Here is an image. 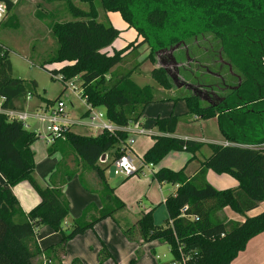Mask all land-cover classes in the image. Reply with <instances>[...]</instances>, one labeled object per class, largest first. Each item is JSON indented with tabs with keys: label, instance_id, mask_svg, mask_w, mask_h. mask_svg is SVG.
I'll return each instance as SVG.
<instances>
[{
	"label": "trees",
	"instance_id": "16d2710c",
	"mask_svg": "<svg viewBox=\"0 0 264 264\" xmlns=\"http://www.w3.org/2000/svg\"><path fill=\"white\" fill-rule=\"evenodd\" d=\"M1 1L6 3L8 13L13 3ZM81 1L89 4V10L70 4L74 19L53 23L51 31L57 38L58 49L43 67L62 63L49 71L53 78L60 77L65 83L63 91L67 89V81L78 77L89 111L103 107L108 121L120 129L89 136L77 134L69 126L50 145L48 153L61 152L64 158L73 154L85 169L94 171L102 185V207L88 205L66 232L63 224L70 203L64 186L76 169L61 171L62 162L50 177L52 186L42 187L35 177L32 150V144L38 139L35 132L0 112V172L6 181L0 183V264H34L33 259L43 252L36 237L44 226L61 233V241L50 249L64 254L69 240L93 229L106 218H114L126 208L105 176L110 165L122 155V145L129 137L123 127L139 124L151 103L171 98H158L151 85L140 86L132 79V74L143 63L138 58L132 69L121 71L119 67L129 54L138 57V50L145 44L150 46L148 57L155 60L157 48L170 51L201 32L212 33L219 41L220 55L227 61L224 65L229 72L235 69L232 77H237L238 82L230 88L222 77L220 88L227 91L224 94L214 91L210 85H203L210 96L217 97L214 105H203L197 94L181 93L173 100H185L187 114L154 119L160 134L153 135L154 143L143 154V164L158 165L169 153L180 151L189 153L188 162H191L200 158L206 146L210 147V153L200 158L199 169L193 176H188L185 168L156 169L154 178L158 182L178 184L176 194L165 200L168 217L163 224H156L154 208L143 210L140 218L124 229L123 234L129 240L139 239L142 243L165 242L173 260L182 264H232L248 241L264 232V210L243 221L217 217L226 207L237 213H247L264 203V0ZM97 1L107 12H120L141 39L109 53L107 48L121 31L112 23L98 19ZM173 48L164 58L170 59L171 65H179L174 52L178 47ZM12 70L9 49L0 43V98L5 97L2 107L23 111L28 96L37 95L38 85L35 80L14 77ZM150 76L164 89H172L170 71L165 63L153 69ZM178 76L181 78L180 74ZM47 103L53 102L48 100ZM187 115L216 118L226 144L206 145L203 141L175 136L179 119ZM112 150L113 162L101 166L102 156ZM140 169L138 167L134 175ZM208 170L234 177L238 187L217 189L206 179ZM22 181L29 182L40 197L39 203L29 212L23 211L12 191V187ZM111 257V252L103 246L100 260ZM72 264L83 263L75 258Z\"/></svg>",
	"mask_w": 264,
	"mask_h": 264
},
{
	"label": "rangeland",
	"instance_id": "374dc122",
	"mask_svg": "<svg viewBox=\"0 0 264 264\" xmlns=\"http://www.w3.org/2000/svg\"><path fill=\"white\" fill-rule=\"evenodd\" d=\"M11 2L13 3L12 9L0 22V43L9 49L13 69L12 75L27 81L35 80L38 85L37 95L28 96L27 102L24 104V111L29 114H34L39 110L55 106L57 98H59L65 103L64 111L67 114L68 120L74 121L70 123L71 126L75 128L79 127L80 123L86 121L90 122V117L83 115L86 110V106L85 99L82 97L81 93L80 79L75 77L67 81V89L64 92L63 89L65 88V83L59 79L60 77L53 78L51 72L49 71V69L58 68L62 65V63L46 64L45 68L43 67L47 59L54 55L58 49L57 38L51 31L53 23L74 19V16L69 9L70 4L85 11L89 10V4L84 3L81 0H11ZM96 10L100 21L105 23L110 22L121 31L120 36L111 46L107 48L109 53H113L114 49H121L129 43L136 41L137 39H141L138 36L136 29L130 27L125 22L120 12H107L103 9L99 1L96 2ZM139 14L142 15L141 11H139ZM181 43L182 44L178 43L174 46V48L178 47V49L174 52L179 58V65H171L170 59L167 61L164 58L170 54L173 47L170 48V51L165 50V48H157L158 51L154 57L155 60H152L148 57L150 54V46L145 44L138 50L139 56L137 55L138 57H136L134 54H129L123 64L119 67V70L127 71L134 68L137 60L143 61L141 66L138 67L132 74V79L140 86L151 85L158 98H168L169 96L175 97L181 93L196 94L194 91L188 90L185 87L180 91L173 93V89H164L159 83L151 78V71L161 65L164 66V63L170 71V78L174 87L178 83L188 82L194 85L196 90L201 89L199 91L203 92L204 95L206 93L209 95L208 91L204 90L205 86L203 85L205 84L212 86L214 91H222V93L220 92L221 94L227 92L226 90H222L220 88L223 78L226 84H230V88L236 86L238 79L237 77H232L236 71L235 69H232V71L229 72L227 69V61L220 55V43L214 38L212 33L201 32L194 39L188 38L186 41H182ZM178 74L181 75V78ZM73 87L76 89H72ZM175 91H177V89ZM48 100H51L53 103H47ZM212 101L216 100L212 99ZM202 103L203 105L212 104L205 101ZM152 110L154 109L152 108ZM93 111L100 112L102 114V117L99 119L105 122L108 121L103 107H97ZM148 112L146 113L147 116L152 115ZM194 117L195 115H191V119L189 121L187 117H182L177 126L180 131L190 136H197L200 139H222L226 144L224 137L221 132H219L220 128L217 119L204 121L195 120L196 118L193 119ZM25 126L28 130L34 132L40 130L42 132L41 134L45 135L47 123L39 121L34 117H30L25 122ZM83 129L88 133L94 132V130H89L84 127ZM35 142L43 143L45 150L50 146V143L42 140L41 137H39ZM203 142H205L206 145L211 143L206 141ZM209 148L210 147L206 146L199 157L201 158L205 154L208 155L210 153ZM70 167L76 169V171L80 168L78 167L77 169L76 165H67V158H65L60 170L62 171ZM146 173H148L147 170ZM214 174L218 175L217 173ZM90 175H95L94 171H90ZM105 175L108 182L115 186L124 182L122 186L120 185L117 187L116 194L126 204V208L123 210L126 216H130L128 214H131L135 209H139V213L141 214V211L144 210L143 206L149 204V206L151 205L152 207H155V210L153 211L154 222L160 225L164 223L167 211L165 207H160L159 203L162 198L159 189L156 186H149L144 193L138 192L141 186V181L139 179L136 180L137 178L134 176L143 177V175H133L128 178L126 182V177L117 172L114 163L110 165L105 172ZM223 176L235 179L228 174H224ZM263 204L261 205L262 207H260L261 209H264ZM222 212L228 214L230 217H240L241 215H246V213H237L229 207H226L224 210L218 212V218L224 219L225 215ZM133 213L137 214V212ZM252 214H254V212H252ZM119 217H122V213L120 215L118 214L116 219H119ZM127 218L128 217L123 218L122 223L124 220H127ZM108 219H111L112 221L110 228L114 225V227L120 229L119 226H121L122 223L118 224L114 220L115 218ZM105 235L108 236V232H106ZM98 240L100 241V246H102V248L103 246H106L108 250L111 251L109 244L105 240H102L100 235ZM143 248L144 249L137 248L126 264H130L132 261H134L133 264H169L172 260L171 252L168 249L169 247L163 241L160 243L159 240L158 243L154 244L156 252L148 244H144ZM111 254L113 253L111 252ZM98 256L100 255L98 254ZM100 262H104V260H100ZM121 263L125 264L124 256L122 254L119 259L117 258V263L115 264Z\"/></svg>",
	"mask_w": 264,
	"mask_h": 264
},
{
	"label": "crops",
	"instance_id": "0c3cea01",
	"mask_svg": "<svg viewBox=\"0 0 264 264\" xmlns=\"http://www.w3.org/2000/svg\"><path fill=\"white\" fill-rule=\"evenodd\" d=\"M184 87L190 90V88H194L195 86L188 82L187 83L181 82L180 84L178 83L175 87L174 86L172 87V89L174 90L173 93L180 91ZM176 89L177 91H175ZM175 97H170L171 99H167L161 102L151 103L146 107L143 116L141 118V121L138 125L149 131V134L135 136V143L130 147L131 150L130 154L133 157L135 164H137L138 167L141 168L139 173L135 175L138 176L143 175V177L134 176L137 178V179L135 178L136 180L139 179L141 181V186L138 192L144 193L149 186L150 187L156 186L159 189L162 198L159 203L160 207H165V208H166L165 206L166 198L171 194L172 195L176 194L178 184H171L168 182H162V183L158 182L154 178L155 170L160 167H168L174 170L185 168V173L188 176H193L198 171L200 164V158L188 162L190 158V154L185 151L169 153L158 165L143 164L142 156L147 151V149H149L150 146L154 143L153 135L160 134L158 129L154 125V119L156 117H165L170 114L184 115L187 114V112L189 111L186 101L182 99L175 101L173 100V98ZM85 106H86V110L83 115H85L89 111V106L87 105L86 102H85ZM152 108L154 110H152ZM94 109L95 108H91L87 116L90 117L92 113H100L93 111ZM147 112L151 113L152 115L147 116L146 114ZM185 117H187L188 121L191 119L190 115H187ZM193 119L204 120V121L209 120V119H200L196 115ZM211 119H216V118H211ZM71 122L74 121L68 120L69 124ZM90 123L91 121L90 122L86 121L80 123V126L75 128L70 125L71 130L81 135H89V136L99 135L102 131L98 128L92 127ZM83 127L89 130H94V132L88 133L84 131ZM174 135L186 139H194L198 141L225 144V142H223L222 139H214V140L205 139V138L200 139L197 136H190L180 131L178 127ZM48 149L49 148L45 150L44 144L40 142H34L32 144V150L34 151V158L36 163L35 177L38 183L42 187L52 186L50 177L52 173L56 171L58 166H60V164L64 162L65 159L61 152H55L54 154L50 155L48 153ZM111 153L113 155L114 150L104 155L105 156L104 160H101V162L99 163L101 166H104L105 163L113 162ZM66 158H67V165H76L77 169L78 167H80L79 170L76 171L74 176L71 179H68L67 183L64 186V194L68 198L70 206H69V214L66 217L63 224V229L66 232H69L73 220L79 218L82 215L84 209L88 205L93 204L98 209L102 207V201L100 198L101 197L100 190L102 188V185H101V181L96 176L95 172H94L95 175L93 176L90 175V171L92 170L85 169L83 164L80 162V160L78 161L73 154L67 156ZM69 169H74V168L70 167ZM146 170L148 171V173H146ZM214 173H215L214 171L208 170L206 174V179L210 184H212L217 189H228V188L238 187L239 183L237 180L231 179L228 176H223L224 174L216 175ZM5 182H6L5 177L0 172V183L4 184ZM108 183L111 187L115 188V194L117 187L120 185L122 186L124 184V182H121V184L115 186L110 182ZM12 191L16 196V198L18 199V202L24 212H29L40 201L39 194L27 181H22L18 183L17 185L12 187ZM262 204H263L262 202L261 204L259 203L256 209L247 212L246 215H241L240 216L241 219L240 217L237 216L230 217L228 214L224 212L222 213H224L225 215L224 219L228 218L237 221H243L246 218V216H254L259 212H261L262 210H264L260 208L262 207L261 206ZM150 206L149 204L144 205L143 209L149 210L151 208H155ZM133 212H137V214L136 213L134 214ZM133 212L131 214H128L130 216H126L124 211H120L115 214L114 220L118 224L122 223L123 218L128 217L127 220H124L121 226H119L120 229L114 227V225H112L110 228L112 221L111 219L108 218L98 222L93 229H89L84 234L78 235L72 238L71 240H69L68 243L66 244V249L64 254L60 253L56 249H50V247L57 245L61 241L62 238L61 233L55 232L48 226H44L40 228L39 231L37 232L36 238L39 246L43 249V252L37 255L33 259V263L34 264H72L73 259L78 258L83 264H115L117 263V258L119 259L122 254L124 256V261L126 264L137 248L144 249L143 248L144 244L150 245L156 252L154 248V244L158 243L159 240H154L148 243H142L141 240L139 239L138 241L137 239L136 241L129 240L122 233V230H124V228L126 229L127 227L131 226L140 218L141 214L139 213V209L138 210L135 209L133 210ZM252 212H254V214H252ZM121 213H122V217L123 216L125 217L123 218L119 217V219H116V216L118 214L120 215ZM167 217H168V212H166L165 219ZM106 232H108L109 234L108 236L105 235ZM99 235L102 237V240H105L109 244V247L111 249L110 252H112L115 256L114 257L112 254L113 257L105 259L104 262H100V256H98V254L100 255L99 250L102 248V246H100V241L98 240ZM168 249L170 250V247ZM172 261H173V255H172V260L170 261L169 264H171ZM232 264H264V232L250 239L246 245V248L238 254V256L232 261Z\"/></svg>",
	"mask_w": 264,
	"mask_h": 264
},
{
	"label": "built area",
	"instance_id": "2783aa9c",
	"mask_svg": "<svg viewBox=\"0 0 264 264\" xmlns=\"http://www.w3.org/2000/svg\"><path fill=\"white\" fill-rule=\"evenodd\" d=\"M7 14V5L4 1L0 0V22L5 18ZM59 78V77H58ZM72 89H76L73 87ZM28 99V98H27ZM5 100V97L0 98V112L4 113L9 120H17L24 124L30 118L34 117L39 121L46 122V133L42 135L41 131H35L37 138L41 137L50 144H52L55 139L61 137L63 133L69 128L70 124L68 123L67 114L64 111L65 103L62 100H58L55 106L48 107L43 110H39L34 114H29L24 110H15V109H4L2 107V102ZM102 117L101 113H92L90 116V125L92 127L100 129L102 132L108 130L114 133L117 129H120L119 126L111 123L110 121H102L99 118ZM99 121V122H98ZM26 127V126H25ZM123 129L127 130L129 137L126 142L122 145V155L114 161V165L118 173L123 174L125 177L134 175L138 169V165L135 164L133 157L130 154V147L135 143V136L149 134L145 128L140 127L138 124H130ZM184 258V256H183ZM171 264H182L181 261L173 260Z\"/></svg>",
	"mask_w": 264,
	"mask_h": 264
},
{
	"label": "flooded vegetation",
	"instance_id": "af4514ba",
	"mask_svg": "<svg viewBox=\"0 0 264 264\" xmlns=\"http://www.w3.org/2000/svg\"><path fill=\"white\" fill-rule=\"evenodd\" d=\"M194 88H190V90L194 91L203 101L208 102V103H212V105L215 104V101H212V99L217 100V97H212L210 95H207V93L204 95L203 92H200L199 89H195ZM214 102V103H213Z\"/></svg>",
	"mask_w": 264,
	"mask_h": 264
},
{
	"label": "water",
	"instance_id": "95a60500",
	"mask_svg": "<svg viewBox=\"0 0 264 264\" xmlns=\"http://www.w3.org/2000/svg\"><path fill=\"white\" fill-rule=\"evenodd\" d=\"M175 48H177V47H175ZM104 157H105V156L103 155L102 158H101V160H104Z\"/></svg>",
	"mask_w": 264,
	"mask_h": 264
}]
</instances>
